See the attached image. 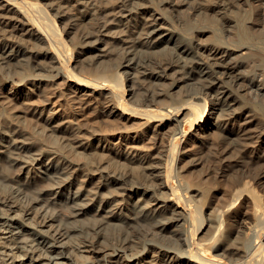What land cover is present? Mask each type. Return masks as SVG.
Wrapping results in <instances>:
<instances>
[{"label":"bare ground","instance_id":"obj_1","mask_svg":"<svg viewBox=\"0 0 264 264\" xmlns=\"http://www.w3.org/2000/svg\"><path fill=\"white\" fill-rule=\"evenodd\" d=\"M263 167L264 0H0V264H264Z\"/></svg>","mask_w":264,"mask_h":264},{"label":"rangeland","instance_id":"obj_2","mask_svg":"<svg viewBox=\"0 0 264 264\" xmlns=\"http://www.w3.org/2000/svg\"><path fill=\"white\" fill-rule=\"evenodd\" d=\"M72 61L73 62H72V66L71 67L74 66L73 65L74 61H75L74 57H73ZM260 80L261 79L259 78V81ZM127 99H128V96H127ZM55 100H56V98H55ZM56 105L59 106V108H63L65 110L64 114L66 116L75 117L73 110L71 108H69V105H70L69 101H58L56 103ZM29 122H32V120H29ZM32 123H34V125H37V123L34 122V121ZM262 175H264V167L263 168H253L252 170L248 171L245 174V176H244L245 180H243L242 187H243V189L244 188L246 189V192L251 196L252 199H254V202L259 203V205L262 206V210L264 211V176L262 177ZM208 176H210V179H211L210 186L215 185L216 182H217V179L215 178V175L214 174H209ZM203 209H205V207Z\"/></svg>","mask_w":264,"mask_h":264}]
</instances>
